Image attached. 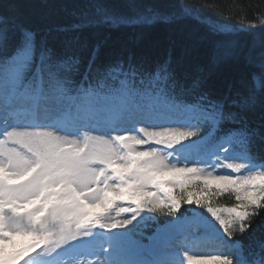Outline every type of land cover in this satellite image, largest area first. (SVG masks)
<instances>
[{"label":"snow or ice","instance_id":"1","mask_svg":"<svg viewBox=\"0 0 264 264\" xmlns=\"http://www.w3.org/2000/svg\"><path fill=\"white\" fill-rule=\"evenodd\" d=\"M97 16L94 23L111 26L152 24L168 19L151 9L135 18L117 17L101 6H97ZM8 23V18L0 17V48L10 39ZM219 30H225L224 26H219ZM20 31L21 39L14 54L0 63V136L4 137L0 139V264L9 258L16 264H193L205 257L186 255L181 259L180 247L216 239L238 247L239 242L232 240L236 225L241 234L258 226L255 220L245 221L258 217L256 209L264 208V164H222L219 157L228 159V153L233 151L231 147L221 151L230 140L212 146L199 163L213 169L243 170L246 174L235 176L211 171L204 174L195 166L169 167L157 148L149 145L147 150H137L146 140L166 145L173 151H177L173 145H179L182 150L186 145L181 142L195 135L193 131L150 132L140 128L138 131L145 138L128 134L115 135L112 141L85 138L80 145L39 130L48 127L72 135L87 123L96 125L92 130L103 127L106 131L117 125L156 127L161 123L195 129L196 122L218 123L222 104L209 99L207 94L188 104L181 96L161 87L166 81L176 83L169 61L157 64L154 70L131 63L125 69L122 62L100 69L94 68L93 53L87 61L84 80L95 71L101 78L97 84L76 86L67 79L46 82L39 65L28 80L26 74L36 51L35 34L27 29ZM49 53L42 45L41 61ZM228 54L243 55L235 49ZM248 60L251 62V57ZM79 63V58H75L70 66L78 69ZM258 68L259 72L252 74L250 88L264 86V59ZM119 77L123 78L118 84L104 83L108 78ZM201 83L199 78H194L190 90L199 89ZM39 114H43L42 118ZM61 121H67L69 127H59ZM18 128L25 130L17 131ZM9 142L12 146H8ZM190 143L197 145L196 141ZM239 143L246 149L245 134H241ZM243 158L250 161V157ZM180 159L187 157L179 156L177 163ZM166 174L167 179L157 178ZM165 186H170L172 191ZM227 192L234 194L235 206L216 208L207 203L212 194ZM186 198L189 203L207 209L227 234L228 241H223L212 222L200 214L193 220L178 217L177 222L160 230L166 233L162 246L149 249L145 257L144 246L130 238L132 229L146 218L142 212H174ZM97 206L102 210H90ZM118 228L124 230H97ZM201 228L204 235L197 234ZM29 237L31 243L11 254L6 252V245ZM260 246L264 250V244ZM207 259L237 264L227 256ZM254 264H264V260Z\"/></svg>","mask_w":264,"mask_h":264},{"label":"trees","instance_id":"2","mask_svg":"<svg viewBox=\"0 0 264 264\" xmlns=\"http://www.w3.org/2000/svg\"><path fill=\"white\" fill-rule=\"evenodd\" d=\"M97 6L117 17L135 18L151 9L168 19L132 26L97 24ZM0 17L8 18L10 36L8 44L0 48V63L14 54L21 39L20 29L35 34L36 51L26 74L28 80L39 65L46 82L67 79L76 86L97 84L101 78L95 71L84 80L87 61L93 53L94 68L100 69L122 62L125 69L131 63L154 70L157 64L169 61L176 83L166 81L161 87L181 96L188 104L201 94L222 104L216 136L231 135L239 143L241 134H245V152L254 161H264V86L250 88L252 74L259 72L258 63L264 59V0H0ZM218 24L227 28L221 31L215 27ZM42 45L50 50L43 61ZM233 49L243 55H229ZM75 58L80 61L78 69L70 66ZM122 78H108L104 83L118 84ZM194 78L202 83L199 89L191 91ZM138 80L139 77L137 83ZM207 127L201 129L202 134ZM207 203L225 208L237 202L227 192L212 194ZM256 212L258 217L245 221L255 220L258 226L253 231L241 234L239 225L232 231V240L239 242L238 247L215 246L221 256L237 264L264 260L260 246L264 244V208ZM198 214L220 228L205 207L189 203L186 198L174 212L143 211L146 218L132 229L130 238L139 244L147 243L157 228L177 222L178 217L196 219ZM221 236L228 241L223 228Z\"/></svg>","mask_w":264,"mask_h":264},{"label":"rangeland","instance_id":"3","mask_svg":"<svg viewBox=\"0 0 264 264\" xmlns=\"http://www.w3.org/2000/svg\"><path fill=\"white\" fill-rule=\"evenodd\" d=\"M261 24H263V22ZM219 26H224V28H227L226 25H222V24H218L215 27L219 28ZM39 115H41V118H42L43 114H39ZM196 123H197V128H195V129L182 127L181 125H178V124L161 123V124L157 125L156 127H146L143 124L117 125L116 127L109 129L107 131L104 130L103 127H101L99 130H92L94 127H96V125L92 124V123H87V124L81 125L77 131L73 132L72 135H68V133L65 131H60V130L48 128V127L41 128L39 130L44 131V132H49L52 135L63 138V139L74 141L75 143L80 144V145H83L85 138H91V139H95V140H99V141H112L115 135H124V134L136 135L138 138H145L143 136V133L138 131L140 128H146V130L150 131V132L162 131L164 129H171V130H176V131H193V132H195V135H193L192 137H188L186 140L181 142V143L186 145V147L182 150L179 148V145H173V148L177 149V151H173L172 149L167 148L166 145H157V144H155L154 141H151V140H146L145 145L137 146V150H147L149 145L157 148V151L160 155V158L164 159L165 163L169 167H172V166H177V167L195 166L198 169L202 170V172L204 174H207L210 171L213 172V174H231V175H235V176H239L241 174H246V173H243V170H241L240 172H236L232 169H227L226 167L220 168V169H213V168L208 167L205 164L199 163V161L201 159L206 158L207 151L217 143H208L204 139H198V138H204V137L207 138L206 134L202 135L201 129H203V127H205L207 125L213 124L211 121L196 122ZM59 127H69V125H68L67 121H61L59 124ZM8 130L11 131L12 129L9 128ZM16 130L17 131H24L25 129L24 128H18ZM27 130L28 131H35L37 129H27ZM0 139H4V137L0 136ZM191 141H196L197 145H195L194 147L188 145V144H191L190 143ZM8 146H12L11 142H9ZM101 146H103V145L101 144ZM16 147L19 148L18 145H16ZM225 149H227V143L224 144V147L221 148V151L223 152ZM179 156L187 157V160L180 159L179 163H177V158ZM245 156L248 157V155L246 153L242 152V150H239V151L229 152L228 153V159H224L223 157H219V158H220L222 164H224V165H226L228 163L248 164L249 162L254 163L256 165L264 164V162H255L251 159H250V161L248 159H244L243 157H245ZM212 159H216V157H213ZM188 160L192 161L193 163H188L187 162ZM175 175L179 176L180 174H175ZM157 178L158 179H167L168 175L166 174L164 176H160ZM165 187H166V190L172 191V188L170 186H165ZM114 195L115 194H113V196ZM125 199H126V194H125ZM90 210L94 211V212H99L102 209L97 206V207H92ZM128 215L130 216V214H128ZM224 216H225V218H227V213H224ZM122 218H125V217H122ZM214 220H215V218H214ZM168 224H171V223H168ZM217 225L220 226L218 221H217ZM164 227H165V225L160 227V228H157V230L149 237L148 242L141 244V246H144L145 257H148V250L149 249H151L153 247L158 249L160 246H162V241H163V239L166 238V233H164L160 230L164 229ZM201 229L197 230L198 235H204L205 230L204 229L201 230ZM216 229H218V231L221 235L222 227L220 226V228H216ZM113 230L115 232V231H123L124 229L118 228V229H113ZM31 242H32L31 237H29L27 239L18 238L14 244H8L5 246L6 252L8 254H11V253L17 251L19 248L26 246L27 244H29ZM136 244L140 245L139 243H136ZM218 245H222V243L219 241V239H216L215 241H212V242H202L200 244H192L188 247H180L179 248V255H180L181 259H184V257L186 255L205 257V259H199V260L193 261V264H220V262L217 260L207 259V257H211V256H221V254L215 248V246H218ZM105 247H107V245H105ZM90 259H91V257H90ZM9 263L10 264L11 263L16 264V261L14 259H11V258L4 261V264H9Z\"/></svg>","mask_w":264,"mask_h":264}]
</instances>
